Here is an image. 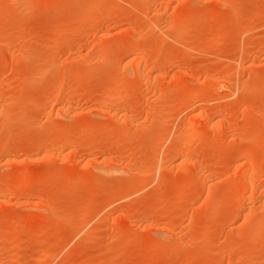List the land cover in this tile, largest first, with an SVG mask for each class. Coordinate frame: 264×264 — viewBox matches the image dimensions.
Returning <instances> with one entry per match:
<instances>
[{"label": "rangeland", "instance_id": "1", "mask_svg": "<svg viewBox=\"0 0 264 264\" xmlns=\"http://www.w3.org/2000/svg\"><path fill=\"white\" fill-rule=\"evenodd\" d=\"M0 195V264H264V0H0Z\"/></svg>", "mask_w": 264, "mask_h": 264}, {"label": "bare ground", "instance_id": "2", "mask_svg": "<svg viewBox=\"0 0 264 264\" xmlns=\"http://www.w3.org/2000/svg\"><path fill=\"white\" fill-rule=\"evenodd\" d=\"M96 5H98V4H96ZM97 7H98V6H97ZM97 7H96V8H97ZM91 8H95V7L92 6ZM94 10H95V9H94ZM100 10H101V9H100ZM107 12H108V11H107ZM103 16H105V15H103ZM145 52H146V51H145ZM145 52L142 53V56H143V57H140V58H139V60H138L137 63H136V66H135V68H136V69H135V73H136V76H137L138 78H140V77L142 76V72H143V71H142V60H144V56L146 55ZM146 56H147V55H146ZM141 58H142V59H141ZM243 60H244V59H243ZM245 60H246V58H245ZM245 60H244V61H245ZM242 62H243V61H242ZM137 77H136V78H137ZM202 89H203V88H202ZM200 90H201V89H200ZM112 91H113V90H112ZM206 92H207V91H206ZM119 93H120V92H119ZM119 93H117V94L119 95ZM122 93H123V92H122ZM108 94H109V93H108ZM113 94H114V93H113ZM193 95H194V94H193ZM200 95H201V94H200ZM109 96H110V95H109ZM120 96H121V94H120ZM123 96H124V95H123ZM107 97H108V96H107ZM113 97H114L115 99H114ZM117 97H118V96L115 95V94H114L113 96H112V94H111V96H110V98H112V99H111L112 101H113V100H118V99H116ZM196 97H197V96H196ZM108 98H109V97H108ZM118 98H120V97H118ZM193 98H195V95H194ZM183 105H184V104H183ZM183 105H181V107H182ZM217 114H218V113H217ZM219 114H220V113H219ZM207 121H208V120H207ZM187 125H188V124H187ZM189 125H190V124H189ZM192 125H194V123H193ZM190 126H191V125H190ZM190 126L187 127V128L192 130V127L190 128ZM183 129H184V128H183ZM194 129H195V128H194ZM191 130H190V132H192ZM196 130H197V129H196ZM187 132H188V133H187ZM187 132H186V134H188V136L192 137V135H189L190 132H189V131H187ZM193 132L195 133V132H197V131L193 130ZM183 133H184V131H183ZM194 133H190V134H194ZM199 133H200V132H199ZM180 134H182V133H180ZM200 135H201V134H200ZM162 137H163V136H162ZM200 137H201V136H200ZM184 138H185V139H184ZM192 138H193V137H192ZM196 139H197V138H196ZM196 139H195V140H196ZM199 139L203 140V138H199ZM183 140H184L183 144H184V143H188V144H190L189 142L192 141L191 138L186 139V137H183L182 141H183ZM185 140H186V141H185ZM190 140H191V141H190ZM65 142H66V141H64V143H63V142H62V143L65 144ZM181 143H182V142H181ZM195 143H196V142H195ZM195 143H194V144H195ZM188 144H184L185 146L187 145L186 147H184V145L182 146V147H184V151H187V153H188L189 150H190L189 147L191 148V146L188 145ZM65 145H66V144H65ZM180 147H181V146H180ZM179 149H180V148H179ZM192 150H193V149H192ZM182 153H183V152H182ZM184 157H185V156H184ZM184 157H183V158H184ZM182 160H183V159H182ZM254 168H256V167H254ZM256 169H257V168H256ZM259 169H260V168H259ZM249 171H250V170H249ZM242 173H243V172H242ZM235 175H236V174H235ZM246 175H247V174H246ZM237 176H238V175H237ZM241 177H245V174H244V176H243V174H242ZM236 179H237V178H236ZM239 180H240V178H239ZM242 181H243V180H242ZM244 181H246V180L244 179ZM248 181H249V180H248ZM249 182L252 183L253 180H252V181H249ZM234 183H235V182H234ZM237 183H238V185H239V187H240V183H241V182H240V183H239V182H236V184H237ZM251 183H250V184H251ZM244 184H245V183H244ZM245 185H246V184H245ZM253 185H254V182H253ZM185 186H186V185H185ZM241 186L246 187V186H244V185H241ZM183 187H184V186H183ZM248 187H249V185H248ZM238 189H239V188H238ZM243 189H244V188H243ZM246 189H247V188H246ZM12 190H13V189H12ZM232 190L234 191V189H232ZM4 191H5V190H4ZM6 191L8 192V190H6ZM180 191H181V190H180ZM233 191H232V192H233ZM185 192H186V191H185ZM180 193L183 194L184 192H183V193L180 192ZM180 193H179V195H180ZM235 193H236V192H235ZM5 194H6V193H5ZM5 194H3V195H5ZM114 194H115V193H114ZM238 194H239V193H238ZM7 195H9V193H8ZM245 196H246V195H245ZM0 197H1V195H0ZM2 198H3V197H2ZM235 198H236V197H235ZM235 198H234V199H235ZM235 200H237V199H235ZM0 201H1V200H0ZM257 226H258V225H257ZM257 228H258V227H257ZM260 228H261V226H260ZM263 228H264V227H263ZM17 233H18V232H17ZM20 233H21V232H20ZM51 255H52V254H51Z\"/></svg>", "mask_w": 264, "mask_h": 264}]
</instances>
